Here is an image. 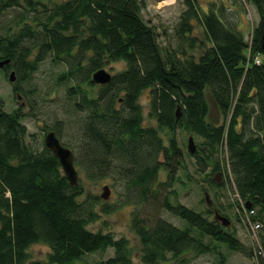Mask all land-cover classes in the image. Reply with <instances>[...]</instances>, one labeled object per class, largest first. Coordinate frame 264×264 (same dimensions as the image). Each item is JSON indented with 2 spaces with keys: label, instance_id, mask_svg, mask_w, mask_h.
Segmentation results:
<instances>
[{
  "label": "trees",
  "instance_id": "1",
  "mask_svg": "<svg viewBox=\"0 0 264 264\" xmlns=\"http://www.w3.org/2000/svg\"><path fill=\"white\" fill-rule=\"evenodd\" d=\"M247 1L257 6L261 18L251 41L219 9L203 10L195 0H185L176 38L187 42L193 32L191 19L198 20L206 40L199 43L204 50L197 56L172 43L162 45L157 30L141 16L147 0H0V11L18 5L26 10L8 24L10 33L0 34V62L10 59L0 71H16L11 84L20 100L23 83L32 79L47 54L67 62L58 81L74 80L68 95L77 98L76 107L86 112L75 165H81L91 180L117 172L135 189L134 196L146 202L149 214L131 216L145 264L178 257L184 264L183 255L193 251L195 257L214 255V264H229L222 245L255 255L229 226L211 218L213 208L197 211L175 203L173 189L160 193L183 181L180 171L190 178L186 157L195 158L196 171L204 180L223 185L215 176L223 169L216 156L224 151L226 176L236 186L233 193L237 191L253 210L249 216L243 211L242 219L248 227L249 217L264 228V60L255 63L247 55L249 49L253 57L264 54V0ZM223 6L228 9L225 2ZM41 13L42 27L37 22ZM190 41L191 47L197 43L195 37ZM116 60L126 67L96 90L92 74ZM146 89L147 116L156 119L157 126L145 122L140 97ZM206 90L223 115L219 124L207 120ZM25 105L18 101L8 110L0 97V264H141L134 260L129 238L88 227L100 219V212L112 211L110 204L104 202L99 211L100 195L87 192L80 178L72 185L46 145L38 148L27 141ZM179 129L202 139L199 144L195 140V152L184 150ZM161 170L167 174L164 182L158 181ZM161 207L185 225L165 219ZM255 235L258 240V231ZM38 243L50 247L45 259L30 252ZM258 243L264 264V235ZM109 248L113 255L92 263L86 260L87 254Z\"/></svg>",
  "mask_w": 264,
  "mask_h": 264
},
{
  "label": "rangeland",
  "instance_id": "2",
  "mask_svg": "<svg viewBox=\"0 0 264 264\" xmlns=\"http://www.w3.org/2000/svg\"><path fill=\"white\" fill-rule=\"evenodd\" d=\"M162 1L163 0H147V6L141 11V16L144 21L157 30L162 45L172 43L171 45L173 47H184L188 54L195 53L197 56L200 55L204 49L200 48L199 43L206 40L202 24L198 20L191 19L193 22V32L189 33L190 38L185 40L187 42L178 41L179 39L177 40L176 38V28L181 21L182 12L187 8V5L185 0H170L169 3H164ZM195 2L199 8L203 10H211L212 8H215L217 11L219 9L220 14L230 24L237 25V28L244 32L245 39L248 41L252 40L254 30L261 19L260 13L255 4L247 0H241L240 2H235V0H195ZM224 2L228 6V9L223 8ZM22 12H26V10L24 9V6L21 5L10 6L6 10L0 11V34H6V31L7 34L10 33L7 30L8 24L12 22L15 23L17 16ZM30 12L32 13H30L32 17L36 16L34 11ZM38 19L37 22H40L39 26L42 27V13ZM27 21L29 22L30 20L27 19ZM14 30H16V28H13L12 31ZM191 37L197 39V43L195 42L196 44L194 47H191ZM208 45H210V43ZM247 55L249 60L252 59L255 63H261L264 60V54L255 55L261 58L259 60L255 56H251V49L247 50ZM46 57V59L41 61L38 70L33 73L32 79L23 83L24 96L21 95L20 100H17L14 94L9 79L10 71L7 73L0 71V97L5 100V105L8 110L15 108L18 101L26 102V105L23 107V111L26 113L24 116V123L28 128L29 135L27 136V141L30 144L38 148L42 145L44 146V139L47 133L46 129H53L54 127L57 128L55 130H57L63 143L72 148L75 154H78L79 143L83 137L82 130L86 112L79 110L76 107V103L78 102L77 98L68 95V89L74 80L64 79L61 82L58 81V78L67 69V62L65 60L54 61L52 59V54H47ZM125 67L126 63L122 60L112 61L105 66V68H107L112 74H116ZM98 84L99 83H97L95 87L96 90L99 88ZM149 99L150 91L149 89H146L140 97V103L143 106L144 114L146 116L150 107ZM206 99L209 107L207 120L216 124L221 123L223 121V115L209 90H206ZM145 122L157 126V120L154 118L150 119V117L147 116L145 117ZM193 135L198 144L202 142L200 137L195 134ZM177 137L184 150L188 152L187 145L189 133L183 129H179ZM223 152L224 151L216 157L220 160L223 168L222 171H220L219 177L220 182H225L224 185L219 187L212 186L209 181L204 180V175H201L196 171L195 158L186 157L185 164L189 169L190 178L180 171L178 177L183 181L175 183L173 187L170 185L166 186V189L160 190V193L166 194L173 189V191L177 193V198L174 196L172 197L173 202H181L189 208H193L197 211H207V208H214L215 204L217 209L219 208V211H222V214L228 216L232 220L228 228L236 233L247 248L254 249L255 252L254 256H249L248 254L232 251L228 247L222 245L221 249L228 255L229 264H262L259 256L260 245H258V241L261 244V236L264 235V228L261 226L256 231H253L255 228L253 226L252 228L254 229L248 227L242 219L244 215L243 208L248 210L252 209L246 208L247 206L243 203L244 200L240 203L238 197L233 193L231 183H229V179L226 176L228 156ZM76 167L79 171V178L85 183V190L87 192L101 196L105 185H108L110 189V194L107 198L101 196L102 202L98 204L97 209L100 211L102 204L107 202L110 204L112 211L109 213L100 212V219L91 223L88 227L93 230L111 232L116 238L122 236L129 238L134 250V260L141 264H145L139 257L141 243L132 227L131 216L133 212H138L139 215H145L146 213L149 214V211H147L146 208V202H142L139 198L134 196L135 189L131 187L127 179L122 178L117 172L114 171L105 177L91 180L86 176L85 169L81 165L76 164ZM217 173L219 172L217 171L216 174ZM159 174L158 181H166V172L161 170ZM206 191L209 193L212 205H208V201L207 203L205 201ZM86 194H84V196ZM84 196H82V198ZM238 203H240L239 208L237 206ZM161 210L160 214H162L165 219L179 227L185 225V222L178 216L166 211L165 208ZM210 216L213 218L212 214ZM257 231L259 237L258 240L256 235L253 236L254 232ZM49 251L50 247L44 243L34 244L30 248L32 256L37 259H45ZM113 253V248H109L106 251L89 253L86 256V260L89 263H92L98 259L111 256ZM194 254L195 252L193 251L183 255V263L214 264V255L201 254L195 257ZM180 260L181 259L178 257L177 261L169 259L167 261H162L160 264H176V262L179 264Z\"/></svg>",
  "mask_w": 264,
  "mask_h": 264
},
{
  "label": "water",
  "instance_id": "3",
  "mask_svg": "<svg viewBox=\"0 0 264 264\" xmlns=\"http://www.w3.org/2000/svg\"><path fill=\"white\" fill-rule=\"evenodd\" d=\"M263 47H264V28H263ZM10 59H6L0 62V65L3 66L5 63H8ZM92 78L96 83L106 84L112 79V74L108 72L106 69L101 68L96 70L92 74ZM10 81H14L16 79V71L12 70L9 74ZM18 98H21V95H18ZM177 115H180V107H177ZM45 145L54 153V155L59 159L60 164L62 166L63 172L66 175L67 179L70 181L72 185H75L79 181V171L74 163V152L73 150L62 143L61 139L57 135L56 131L50 129L47 131L44 139ZM188 149L190 152H195L197 150V144L195 142V138L193 135H190L188 138ZM220 172L216 174L215 179L216 181H220ZM110 194V189L108 185L104 186V191L102 192L101 196L103 198H107ZM206 200L208 203L211 202L208 193L206 192ZM248 208L251 207L250 203H246ZM216 217L221 219L224 224H229L230 219L220 214L217 210Z\"/></svg>",
  "mask_w": 264,
  "mask_h": 264
},
{
  "label": "bare ground",
  "instance_id": "4",
  "mask_svg": "<svg viewBox=\"0 0 264 264\" xmlns=\"http://www.w3.org/2000/svg\"><path fill=\"white\" fill-rule=\"evenodd\" d=\"M162 2H164V3H169L170 0H163ZM103 68L107 70V68H105V67H103ZM107 71H108V70H107ZM108 72H109V71H108ZM111 74H112V73H111ZM112 76H113V74H112ZM99 84H100V83H99ZM189 136H190V135H189ZM68 147H69V146H68ZM71 149H72V148H71ZM72 150H73V149H72ZM73 152H74V150H73ZM74 163H75V154H74ZM75 166H76V165H75ZM217 182H218V181H217ZM218 183H222V182L219 181ZM229 183H231V186H232V187H236V186H235V183H234L233 181L231 182V180H229ZM224 184H225V182H224ZM224 184H223V185H224ZM206 192L208 193V191H206ZM234 194L238 197V199H239V201H240V203H241V202H242V198H241V196L239 195V193L236 191ZM208 195H209V193H208ZM236 196H235V197H236ZM210 200H211V199H210ZM240 203L237 204L238 208H239V206H240ZM209 204L212 205V201H211L210 203H208V205H209ZM213 209H214V212H213V213H214V214H213V218H215L216 220L220 221V222L223 224V226H225V227H227V226H229V225L231 224V219H230L228 216H227V217L230 219V223H229V224H224L223 221H222L221 219H218V218L216 217V212H215V211L217 210L220 214H222V213L219 211V209H215V208H213ZM222 215H224V214H222ZM225 216H226V215H225Z\"/></svg>",
  "mask_w": 264,
  "mask_h": 264
},
{
  "label": "built area",
  "instance_id": "5",
  "mask_svg": "<svg viewBox=\"0 0 264 264\" xmlns=\"http://www.w3.org/2000/svg\"><path fill=\"white\" fill-rule=\"evenodd\" d=\"M258 60L259 59H261L259 56H255ZM260 62V61H259ZM253 212V210H251V211H249V212H246V215L247 216H249V214H251ZM247 222L249 223L250 222V228L251 229H254L255 228V230H253V231H256L257 229H259V227H261L262 226V223L260 222V221H251V219L248 217L247 218ZM252 226L254 227V228H252Z\"/></svg>",
  "mask_w": 264,
  "mask_h": 264
},
{
  "label": "flooded vegetation",
  "instance_id": "6",
  "mask_svg": "<svg viewBox=\"0 0 264 264\" xmlns=\"http://www.w3.org/2000/svg\"><path fill=\"white\" fill-rule=\"evenodd\" d=\"M50 130V129H49ZM49 130H47V131H49ZM57 133V132H56ZM60 138V137H59ZM61 139V138H60ZM62 141V140H61ZM62 143H63V141H62ZM243 203L246 205V203L243 201ZM215 209H217L216 207H214ZM246 208H248V207H246ZM249 209H251V207L249 208ZM243 211L246 213V212H249V211H251V210H248V209H245V208H243ZM232 221V220H231Z\"/></svg>",
  "mask_w": 264,
  "mask_h": 264
}]
</instances>
